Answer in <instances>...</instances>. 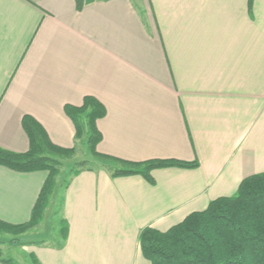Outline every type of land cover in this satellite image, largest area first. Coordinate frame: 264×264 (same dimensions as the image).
<instances>
[{"label":"crops","instance_id":"1","mask_svg":"<svg viewBox=\"0 0 264 264\" xmlns=\"http://www.w3.org/2000/svg\"><path fill=\"white\" fill-rule=\"evenodd\" d=\"M86 95L106 111L98 152L198 165L154 169L153 184L81 171L54 214L66 239L19 247L35 264H151L142 228L166 231L264 171V0H0V148L27 150L30 115L76 152L63 106ZM46 175L0 165V220L27 221Z\"/></svg>","mask_w":264,"mask_h":264},{"label":"trees","instance_id":"2","mask_svg":"<svg viewBox=\"0 0 264 264\" xmlns=\"http://www.w3.org/2000/svg\"><path fill=\"white\" fill-rule=\"evenodd\" d=\"M76 10H81L83 0H74ZM252 0H248L250 8ZM65 115L74 126V138L82 140L89 159L74 160L69 164L67 179L84 170L101 166L112 177L140 175L153 184L154 169L197 167L196 161L179 159H149L130 161L96 150L101 134L96 121L106 111L95 97L86 95L78 106L65 104ZM21 126L28 138L24 152H12L0 148V165L16 172L46 171V178L39 190L27 221L11 224L0 220V237L9 235L10 245H18L17 236L36 226L48 206L56 177L64 160L72 158L74 147L53 144L43 127L32 116L23 115ZM93 160V161H92ZM60 238L67 236V225L60 221ZM0 238V261L17 264L2 256ZM138 245L142 256L151 264H264V171L242 179L231 196L218 197L209 202L202 211L188 214L181 222L160 232L146 226L138 233Z\"/></svg>","mask_w":264,"mask_h":264},{"label":"rangeland","instance_id":"3","mask_svg":"<svg viewBox=\"0 0 264 264\" xmlns=\"http://www.w3.org/2000/svg\"><path fill=\"white\" fill-rule=\"evenodd\" d=\"M76 149L77 150L76 152H74L72 158H70L69 160H64L60 167V173L56 177V181L58 184L54 187V194L52 193L51 195L50 200L52 201L50 203V207L45 213H43L41 221L36 226L28 229L27 231L16 237L19 242L18 245L8 244L7 241L11 238V236L9 235H4L0 237L5 241V243L2 245L3 257L11 258L17 264H35L34 260H32L31 262L30 258L25 254V252L22 251L21 247H19L21 240L43 238L50 241L49 243L53 244L56 238H58V236L60 237L61 224L58 221L57 217L54 216V214L58 211L61 203L62 189L67 179L66 173L69 169V164L74 160H90L91 158L87 150L83 149L82 140L79 142Z\"/></svg>","mask_w":264,"mask_h":264}]
</instances>
